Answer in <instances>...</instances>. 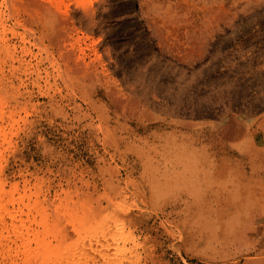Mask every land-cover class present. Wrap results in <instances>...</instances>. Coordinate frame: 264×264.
<instances>
[{"label": "rangeland", "instance_id": "374dc122", "mask_svg": "<svg viewBox=\"0 0 264 264\" xmlns=\"http://www.w3.org/2000/svg\"><path fill=\"white\" fill-rule=\"evenodd\" d=\"M0 264H264V0H0Z\"/></svg>", "mask_w": 264, "mask_h": 264}]
</instances>
